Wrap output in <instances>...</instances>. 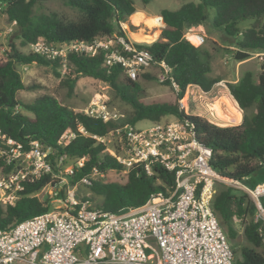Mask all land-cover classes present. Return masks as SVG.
Segmentation results:
<instances>
[{"label": "trees", "instance_id": "1", "mask_svg": "<svg viewBox=\"0 0 264 264\" xmlns=\"http://www.w3.org/2000/svg\"><path fill=\"white\" fill-rule=\"evenodd\" d=\"M184 1L178 10L160 11L165 25L161 41L134 44L137 49H146L152 54L153 64L164 63L170 69L172 80L164 84L176 88L177 103H144L141 84L129 79L121 66L108 68L103 52L94 56L70 55L64 83L73 89L79 78L89 77L107 84L113 98L129 108L126 119L120 124L159 123L167 117L189 123L199 143L212 150L210 163L222 177L241 180L254 187L259 183L255 177L264 170V67H260L257 80L252 71H245L236 82L226 84L231 97L243 110L239 125H214L201 116L187 114L180 108L179 101L190 87L209 94L222 81V78L212 76V53L187 41L185 34L207 23L213 12L212 26L235 46V60L247 61L252 53L264 51V0ZM142 2L147 5L152 0ZM37 3L38 0H0V14L5 15L9 23H16L13 37L21 41L22 47L34 44L40 38L50 43H68L119 36L129 42L121 24L136 12L133 0H65V5L77 13L75 20L56 12L41 13L36 8ZM246 22L251 25L242 31L240 24ZM29 64L48 66L55 72L60 69L58 62L24 54L13 40L7 57H3L0 44V132L23 144L26 150L31 141H38L45 150L50 149L49 159L55 174L59 172L56 162L61 157L73 163L85 158L84 166L74 167L73 174L68 177L72 185L84 177L91 178L94 169L104 176L110 171L124 172L123 165L105 154L104 145L93 138L106 136L116 124L103 123L76 112L51 96H41L31 104L18 97L20 91L37 89L25 85L19 71L20 66ZM20 109L32 116L22 114ZM79 126L84 128L86 135L79 132ZM69 131L75 133L76 138L66 147L58 146L60 137ZM0 167L5 173L14 168L4 159H0ZM153 170L154 175L148 176L142 166L135 165L125 174L124 183L89 179L90 185L78 187V197L79 190L86 187L101 200L95 207L115 214L125 213L145 204L151 195L164 191L165 185L172 187L175 184L173 174L161 166L154 165ZM23 184L22 197L14 204L0 202V230L51 210V203L42 201L38 194L54 184L53 174L34 182L23 181ZM59 195L62 196L63 191ZM212 208L234 253V264H264V239L259 233L261 224L254 221L256 207L250 196L217 183ZM238 220L242 224L243 245H234L240 235Z\"/></svg>", "mask_w": 264, "mask_h": 264}, {"label": "built area", "instance_id": "2", "mask_svg": "<svg viewBox=\"0 0 264 264\" xmlns=\"http://www.w3.org/2000/svg\"><path fill=\"white\" fill-rule=\"evenodd\" d=\"M184 38L201 46L205 33L188 31ZM29 52L58 62L64 74L70 55L94 56L103 52L106 66H121L132 81L153 64L148 50L137 49L117 36L68 43H50L40 38L29 45ZM250 59H258L264 67V51L252 53ZM159 66V81L172 80L170 69L164 63ZM186 97L187 92L179 101L185 112ZM235 111L243 113L237 102ZM81 113L117 125L106 136L93 138L104 145L105 154L123 165V173L140 165L148 176H153V167L158 165L173 174L175 184L165 185L164 191L151 195L142 206L122 214L107 212L78 197L80 185H90L89 179L104 175L94 169L91 178L84 177L74 185L69 182L74 167H83L85 158L55 174L50 149L31 141L26 150L23 144L0 132V159L14 167L0 179L2 204H14L22 197L23 181L34 182L53 174L61 186H48L58 203L50 211L0 230V264H234V253L212 208L217 183L250 196L256 207L254 221L261 224L259 233L264 239V182L250 187L244 181L222 177L210 163L212 150L199 143L189 123L178 119L150 122L146 129L120 124L126 116L111 110L101 95H95ZM211 116L220 120L213 110ZM79 132L86 135L82 126ZM75 138L76 134L69 131L60 137L58 146L66 147ZM64 161V157L58 159L57 167Z\"/></svg>", "mask_w": 264, "mask_h": 264}, {"label": "rangeland", "instance_id": "3", "mask_svg": "<svg viewBox=\"0 0 264 264\" xmlns=\"http://www.w3.org/2000/svg\"><path fill=\"white\" fill-rule=\"evenodd\" d=\"M135 3L136 12L129 17L128 21L121 24L122 29L125 31L126 36L130 43L136 44H152L157 41H161V31L165 27L164 23L161 27L154 26L151 22V18L160 17V11L162 9H168L171 11L178 10L181 5L185 2L184 0H152L149 4L145 5L142 0H133ZM193 2H199V0H190ZM36 8L41 13L56 12L64 18L75 20L77 18V13L68 8L65 5V0H38ZM214 13L210 12V17L207 23L201 25L198 28L191 29L189 32H199L203 31L205 33V42L201 47L209 50L212 55V76L222 78L226 81L235 82L238 80L245 71H252L254 77L257 80V75L260 71L261 63L258 59H250L244 62H239L235 60L236 48L233 44L228 43L219 30H216L212 26ZM151 22V23H150ZM163 22V21H162ZM251 23L246 22L240 24L242 31L249 28ZM10 34L8 31H10ZM15 27L11 26L5 15L0 14V44L3 46V57H7V52L10 51V44L13 42L24 54H29V46L22 47L21 41L15 39L14 35ZM115 37V36H114ZM119 37V36H117ZM19 71L23 82L27 86H34L37 89L33 91H20L18 97L26 104H31L35 102L41 96L47 95L57 99L62 105L76 111L81 112L87 108L94 98L95 95H101L107 99L108 106L111 110H115L126 116L129 108L122 104L120 101L113 98L110 88L107 84L95 80L89 77L79 78L73 89H70L68 85H65L67 72L64 74L58 69L55 72L51 67L39 66L37 64H29L25 66H20ZM58 73V74H57ZM162 73V68L159 65L152 64L148 69L143 70L136 82L140 83L143 89V94L141 100L146 104H153L159 102L167 103H177L176 88L172 85H167L159 81V76ZM224 84V83H223ZM227 84V82H225ZM220 87H216L209 94H206L207 98H212L218 91ZM198 93L201 91L196 87H190L187 91V107L186 113L190 115L201 116L208 121L213 122L214 125L220 127H230L238 125L239 120H234V116L225 112L222 109L224 103L222 104L219 100L215 106L212 108L206 104L200 103L196 105V100H194V92ZM192 92V93H191ZM225 99V106L235 115L237 114L232 100L229 97H223ZM218 106V107H217ZM218 108V109H217ZM211 109L214 111L220 120L214 119L211 116ZM217 109V110H216ZM219 110V112H218ZM20 112L27 116H32L31 113L24 109H20ZM227 115L228 117L221 118ZM243 115V113H242ZM172 118H164V122L172 120ZM228 121L231 124H226ZM151 123L149 121H141L136 127L139 129H146L150 127ZM73 162L66 160L61 163L58 168L60 171H67L73 166ZM17 172V171H16ZM6 176L3 168L0 167V179ZM62 177V175L58 176ZM256 180L261 183L264 182V170L263 172L255 177ZM106 182H117L124 183L126 180L125 173H117L115 171H110L105 176L99 178ZM59 178H55L54 183L61 187L59 184ZM39 198L42 201L48 200L49 208H53L58 203L54 202L55 196L50 187H46L39 194ZM79 197L82 199L90 198L92 204L101 203V200L93 195L89 189L82 187L79 190ZM237 227L240 230V235L237 241L234 243L237 245H243L244 240L242 237V224L241 221H237ZM152 251L151 247L147 248V252Z\"/></svg>", "mask_w": 264, "mask_h": 264}, {"label": "crops", "instance_id": "4", "mask_svg": "<svg viewBox=\"0 0 264 264\" xmlns=\"http://www.w3.org/2000/svg\"><path fill=\"white\" fill-rule=\"evenodd\" d=\"M237 81V80H236ZM235 81V82H236ZM225 82H227V83H229L228 81H226V80H224V79H222V81L220 82V83H218V84H216L215 86H214V88L213 89H215L216 87H220V89H219V91L212 97V98H207L206 97V94H204V93H198L197 91H192V92H194V100H196V105L197 104H200V103H203V104H206V105H208V106H210L211 108L213 107V106H215L216 105V103L219 101V100H221L223 97H229L231 100H232V103H233V105H234V108H235V105H236V102L234 101V99L231 97V95H230V93H229V90H228V88H225V87H223L222 85H221V83H224L225 84ZM226 85V84H225ZM191 92V93H192ZM188 95V94H187ZM224 104H225V102H224ZM222 109L223 110H225V112L227 113H229L230 114V116H234L235 117V115H233V113H231V111L225 106V105H223V107H222ZM211 110H213V109H211ZM240 117H239V121H238V125L241 123V121H242V118H243V115L241 114V115H239ZM167 118H172V117H167ZM236 118V117H235ZM173 119H175L174 117H173Z\"/></svg>", "mask_w": 264, "mask_h": 264}, {"label": "bare ground", "instance_id": "5", "mask_svg": "<svg viewBox=\"0 0 264 264\" xmlns=\"http://www.w3.org/2000/svg\"><path fill=\"white\" fill-rule=\"evenodd\" d=\"M135 15V14H134ZM132 16V15H131ZM151 22L153 23V25L154 26H157V27H161L162 25H163V22H162V18L161 17H155V18H151ZM150 22V23H151ZM221 103L223 104L224 103V101H225V99L224 98H222L221 99ZM220 102V101H219ZM225 105V104H224ZM218 107V106H217ZM218 109V108H217ZM216 109V110H217ZM235 109V108H234ZM218 112H219V110H218ZM237 114H239V113H237ZM219 115L221 116V118H225V117H228L227 115H224V116H222V114H220L219 113ZM236 117V116H235ZM234 120H239V118L238 117H236V118H233ZM226 124H231V122L230 121H228V123H226Z\"/></svg>", "mask_w": 264, "mask_h": 264}]
</instances>
